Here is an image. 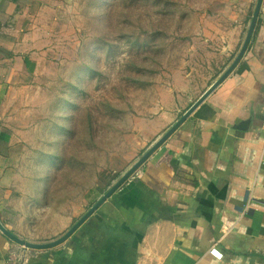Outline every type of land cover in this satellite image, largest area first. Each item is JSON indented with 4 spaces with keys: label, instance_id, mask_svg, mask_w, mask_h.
I'll return each mask as SVG.
<instances>
[{
    "label": "crops",
    "instance_id": "crops-1",
    "mask_svg": "<svg viewBox=\"0 0 264 264\" xmlns=\"http://www.w3.org/2000/svg\"><path fill=\"white\" fill-rule=\"evenodd\" d=\"M73 1L0 0V221L31 243L37 241L21 234L39 233L35 220L41 212L48 220L42 233H52L43 205L50 181H42L38 195L20 187L23 171L34 169L25 164L30 150H45L44 142L32 141V125L19 124L32 93L76 58ZM257 1L223 2L202 40L205 91L179 108L180 91L197 86V69L203 67L187 64L186 77L167 90L157 116L148 120L152 126L141 132L139 152L124 160L125 173L231 66ZM64 144L60 139V153ZM263 150L264 0L233 72L86 223L49 249L24 247L0 231V264H11L13 257L20 264H264Z\"/></svg>",
    "mask_w": 264,
    "mask_h": 264
},
{
    "label": "rangeland",
    "instance_id": "rangeland-1",
    "mask_svg": "<svg viewBox=\"0 0 264 264\" xmlns=\"http://www.w3.org/2000/svg\"><path fill=\"white\" fill-rule=\"evenodd\" d=\"M223 2L73 1L70 38L77 48L76 58L64 74L41 86L40 93L33 92L34 100L28 97L23 108L26 119L19 124L32 125V141L44 142V152L36 148L26 157L25 164L33 163L34 169L23 171L20 187L38 195L44 188L42 181H50L43 205L51 214L52 233H42L48 220L41 212L35 220L39 233L24 232L23 237H32L38 244L57 241L125 174L124 160L139 152L141 132L145 135L152 126L148 120L157 116L167 90L177 87L178 77H186L187 64L196 61L203 66L202 40ZM197 70V86L180 91L181 110L206 89L203 76L208 68ZM60 139L65 143L61 153ZM59 229H65V234L54 235Z\"/></svg>",
    "mask_w": 264,
    "mask_h": 264
},
{
    "label": "water",
    "instance_id": "water-1",
    "mask_svg": "<svg viewBox=\"0 0 264 264\" xmlns=\"http://www.w3.org/2000/svg\"><path fill=\"white\" fill-rule=\"evenodd\" d=\"M263 3V0H258L256 8L254 10L251 23L249 26V30L245 39V42L237 56V58L234 60V62L231 64V66L226 70V72L201 96V98L182 116V118L164 135L162 136L155 144L148 150V152L141 157L140 160H138L114 185L113 187L107 191L106 194H104L96 203L94 206L91 207V209L87 212V214L81 218L75 226L64 236L59 238L57 241H53L46 244H38V243H31L22 240L18 236L11 233L9 230L6 229V227L2 224L0 221V231L11 238L13 241L17 242L18 244L27 247V248H34V249H49L56 247L63 242H65L69 237L74 234L82 225L85 223L102 205L105 203L133 174L135 171L138 170V168L145 162V160L150 157V155L159 148L170 136L171 134L220 86V84L233 72V70L236 68L242 57L244 56L248 45L251 40V36L254 30V27L256 25L260 8Z\"/></svg>",
    "mask_w": 264,
    "mask_h": 264
},
{
    "label": "built area",
    "instance_id": "built-area-1",
    "mask_svg": "<svg viewBox=\"0 0 264 264\" xmlns=\"http://www.w3.org/2000/svg\"><path fill=\"white\" fill-rule=\"evenodd\" d=\"M263 158H264V150H263ZM21 259L18 257H13L11 264H20Z\"/></svg>",
    "mask_w": 264,
    "mask_h": 264
}]
</instances>
